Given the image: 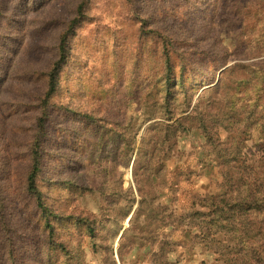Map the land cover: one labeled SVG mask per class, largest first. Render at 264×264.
<instances>
[{"label": "rangeland", "instance_id": "obj_1", "mask_svg": "<svg viewBox=\"0 0 264 264\" xmlns=\"http://www.w3.org/2000/svg\"><path fill=\"white\" fill-rule=\"evenodd\" d=\"M81 3L0 0V264H231L191 243L196 229L177 226L207 212L199 198L223 192L220 145L234 136L231 119L206 131L192 112L226 69L264 72V0L85 1L49 102L37 181L63 246L55 250L27 185L48 74ZM157 32L173 38L175 77L180 67L185 74L168 111L159 107L169 74ZM251 49L262 53L249 57ZM227 92L214 99L224 103ZM180 118L190 120L162 144L155 124ZM238 138L241 158L262 166L264 136ZM163 209L172 227L158 231ZM162 241L172 245L161 251Z\"/></svg>", "mask_w": 264, "mask_h": 264}, {"label": "trees", "instance_id": "obj_2", "mask_svg": "<svg viewBox=\"0 0 264 264\" xmlns=\"http://www.w3.org/2000/svg\"><path fill=\"white\" fill-rule=\"evenodd\" d=\"M85 1L82 0L78 7V16L69 23L67 30L61 37L60 58L48 74V92L41 107L42 114L37 123V131L31 150L32 165L28 176L27 191L35 198V204L46 220L45 229L49 233L50 243L55 247V250H60L63 246L54 241L55 229L51 223V218L54 216L44 202V195L39 190L37 181L41 173L46 125L49 119V102L57 92L58 77L66 64L67 42L84 19ZM156 35L162 41L164 64L169 74L161 81L166 82V86L163 104H160L159 107L168 111L174 92H177L181 87L184 88L185 74L183 68L180 67L179 73H177L178 77H175L176 70L172 63V57L173 55L178 56V54L172 52L173 38L161 35L159 32ZM253 51L251 49L248 53ZM259 51L260 49L254 51L255 53L249 57L259 56L262 53ZM250 85H252L253 90L249 89ZM223 87L230 88L233 93L227 92L225 102L221 103L214 99L216 98L214 96ZM185 93L187 97H190L194 92ZM221 107L229 109L231 114L224 112L220 116ZM189 108L190 105L186 111ZM192 113L200 117V122L203 123L206 131L216 129L218 121L221 122V119L225 117L231 119L227 127L231 129L234 136L230 137L227 143L220 145L222 148L220 151L227 153L226 158L220 162L223 169L224 181L221 186L223 192L199 198L197 205H200L207 212H196L192 216L185 217L186 219L178 220L177 228H184L185 232L196 229L198 235L194 236L190 242L202 245L207 250L215 251L216 249L217 252L214 253L220 255L224 253L230 259L231 264H264V164L260 167L248 165L247 161L241 158L243 142L239 141L238 138L239 135L250 134L253 129L259 139L264 136V72L252 71L240 63L226 69L222 72V77L216 85L203 90ZM243 114H247V117L242 118ZM189 120V118H180L175 121L174 126L156 123L155 129L160 131L162 144L169 141L170 136L176 137L175 129L179 130ZM168 121H174V119L170 118ZM238 124L240 128L237 127ZM254 125L255 127H253ZM263 140H260L261 143ZM138 216H140L139 213ZM191 217L196 219L198 224L189 223L188 220ZM134 219L132 220L133 224ZM168 226L170 224L167 223V216L163 209L161 218L158 219L157 230L162 231ZM87 229L90 230L89 227ZM171 245L170 242L162 241L160 250L164 251L166 247Z\"/></svg>", "mask_w": 264, "mask_h": 264}]
</instances>
